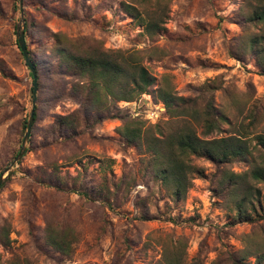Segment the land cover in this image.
I'll return each mask as SVG.
<instances>
[{
	"label": "rangeland",
	"instance_id": "rangeland-1",
	"mask_svg": "<svg viewBox=\"0 0 264 264\" xmlns=\"http://www.w3.org/2000/svg\"><path fill=\"white\" fill-rule=\"evenodd\" d=\"M262 1L22 0L25 43L41 85L25 153L0 189V264H255L254 253L264 252V217L238 221L222 177L249 170L263 152L226 164L185 158L193 170L176 198L147 144L163 141L183 121L143 115L167 84L200 119L208 109L226 119L208 135L198 122V135H243L253 148L264 135V73L252 46L262 26L247 16ZM19 7L18 0H0V174L20 150L32 103V75L16 40ZM144 19L161 32L148 35ZM57 32L107 51H137L154 85L114 103L112 118L85 121L69 97L78 81L57 70ZM53 82L63 90L56 102ZM76 110L74 125L55 124ZM125 122L142 125L139 143L121 135ZM256 186L257 215H264V183ZM61 239L64 252L50 243Z\"/></svg>",
	"mask_w": 264,
	"mask_h": 264
},
{
	"label": "trees",
	"instance_id": "trees-1",
	"mask_svg": "<svg viewBox=\"0 0 264 264\" xmlns=\"http://www.w3.org/2000/svg\"><path fill=\"white\" fill-rule=\"evenodd\" d=\"M263 3L264 0L261 5L254 7L247 18L248 21L260 23L262 26L261 33L252 39V46H254L257 62L264 73ZM25 25L27 26L26 23ZM144 28L148 35H152L154 32L160 33L162 30L158 23L146 19H144ZM52 37L54 39L52 49L58 63L57 70L79 83L72 86L69 97L79 102L85 121L90 120L91 117L96 122L112 118L113 110H119L116 105L114 107V103L120 100L132 101L155 83V78L142 65L137 51H107L102 49L99 42L93 41L92 44H89L85 38H70L60 32L53 33ZM33 66L36 71L38 88L41 85V77L36 70V65L33 64ZM51 90L52 102L62 98L63 90L58 87L56 91L55 82H53ZM157 92L159 99L166 107L162 115L166 116L169 113L170 117H180L183 121L182 126L172 131L163 141L147 144L151 149L155 164L158 166L162 182L176 198L185 194L188 187V174L193 170L191 165L186 163L185 158L205 156L212 161L226 164L234 159L253 157L256 148H259L264 154V135H257L254 149L242 138L245 137L243 135L219 138L198 135L195 128L198 122L204 123L202 133L208 135L213 130L220 129L218 120L225 121L226 119L222 116L218 117L209 109L205 111L204 118L200 119L199 112L188 107L185 100L176 96L167 84L160 85ZM35 110L36 105L34 118ZM79 111L57 116L55 124L65 127L74 125L75 114ZM141 128L142 125L139 122H135L134 126L125 122L121 127V135L128 142L139 143L142 140ZM261 158L262 162H257L254 158L250 162L251 168L247 171L235 173L226 170L222 177V184L224 182L222 193L228 194L229 198H232V209L236 219L240 222L254 221L262 218L261 216L264 217V215H257V207L261 209L262 195L256 184L264 183V158ZM50 243L63 252L66 250L67 244L63 239ZM254 255L255 264H264V252L254 253ZM168 264H178V262L171 261Z\"/></svg>",
	"mask_w": 264,
	"mask_h": 264
},
{
	"label": "water",
	"instance_id": "water-1",
	"mask_svg": "<svg viewBox=\"0 0 264 264\" xmlns=\"http://www.w3.org/2000/svg\"><path fill=\"white\" fill-rule=\"evenodd\" d=\"M19 2V10H20V14H21V18H20V22L17 24L16 26V40H17V45L24 57V61L28 67V69L31 72L32 75V80H33V89H32V103H31V108L29 110V115L25 124V133L21 142V147L20 150L18 152V154L16 155V157L11 161V163L4 169V171L0 174V187L3 185L6 177L4 176V173L8 172V174L11 173V168L13 167V165L21 159V157L24 155L25 153V143L30 135L31 132V127H32V123L34 120V109H35V105H36V99H37V77H36V71L34 69L32 60L30 58L29 52L27 50L26 47V43H25V37H24V30L22 27V23H23V8H22V0H18Z\"/></svg>",
	"mask_w": 264,
	"mask_h": 264
},
{
	"label": "built area",
	"instance_id": "built-area-1",
	"mask_svg": "<svg viewBox=\"0 0 264 264\" xmlns=\"http://www.w3.org/2000/svg\"><path fill=\"white\" fill-rule=\"evenodd\" d=\"M154 105V110H151L150 112H147L145 115H143V118L147 121L154 122L155 120H158L163 117V112L165 110L163 103L161 101H157ZM136 115H139V113H136Z\"/></svg>",
	"mask_w": 264,
	"mask_h": 264
}]
</instances>
